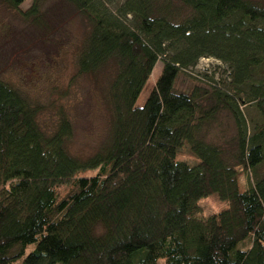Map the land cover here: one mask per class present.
<instances>
[{
	"label": "trees",
	"instance_id": "obj_1",
	"mask_svg": "<svg viewBox=\"0 0 264 264\" xmlns=\"http://www.w3.org/2000/svg\"><path fill=\"white\" fill-rule=\"evenodd\" d=\"M24 1L0 0L36 16L40 0L22 11ZM65 1L87 24L77 73L111 67L110 131L92 154L72 156L69 121L45 131L38 107L0 81V264H264V3ZM174 1L188 9L181 19ZM203 57L227 67V89H176ZM239 102L261 119L250 129ZM221 112L235 126L231 162L199 135ZM184 142L193 166L175 159ZM236 168L263 169L241 191ZM211 195L226 207L203 216L197 201Z\"/></svg>",
	"mask_w": 264,
	"mask_h": 264
},
{
	"label": "rangeland",
	"instance_id": "obj_2",
	"mask_svg": "<svg viewBox=\"0 0 264 264\" xmlns=\"http://www.w3.org/2000/svg\"><path fill=\"white\" fill-rule=\"evenodd\" d=\"M31 1L25 0L20 9L26 10ZM250 1L264 3V0ZM173 4L180 8L177 19L188 14V9L178 2ZM86 29L84 18L65 0H40L36 16L29 18H23L19 11L0 2V81L10 84L30 105L38 107L37 120L45 131H50L59 117L64 116L71 126L67 151L79 158L92 154L107 140L111 120L105 101L111 67L96 74L77 73V54ZM161 68L162 63L158 61L135 101L136 106L144 103ZM228 81V69L223 63L203 57L179 74L174 86L178 90H189L194 85L206 88L205 84H210L225 90ZM239 108L249 129L261 121L253 104L239 102ZM199 135L221 146L225 158L232 161L235 126L226 112L217 114L212 122L201 128ZM175 159L190 166L198 162L188 142L177 151ZM262 169L256 175L238 170L239 189L245 190ZM197 204L203 216L216 214L226 207L216 195L200 198ZM33 248L34 244L28 245L23 256ZM22 258L11 264H19Z\"/></svg>",
	"mask_w": 264,
	"mask_h": 264
}]
</instances>
